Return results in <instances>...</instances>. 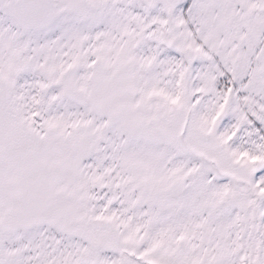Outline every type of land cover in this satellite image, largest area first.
Segmentation results:
<instances>
[{
	"label": "snow or ice",
	"instance_id": "snow-or-ice-1",
	"mask_svg": "<svg viewBox=\"0 0 264 264\" xmlns=\"http://www.w3.org/2000/svg\"><path fill=\"white\" fill-rule=\"evenodd\" d=\"M0 264H264V0H0Z\"/></svg>",
	"mask_w": 264,
	"mask_h": 264
}]
</instances>
